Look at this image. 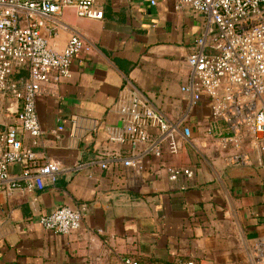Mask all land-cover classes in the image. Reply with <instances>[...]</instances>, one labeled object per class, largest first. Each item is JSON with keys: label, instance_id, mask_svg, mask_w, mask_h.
<instances>
[{"label": "crops", "instance_id": "crops-1", "mask_svg": "<svg viewBox=\"0 0 264 264\" xmlns=\"http://www.w3.org/2000/svg\"><path fill=\"white\" fill-rule=\"evenodd\" d=\"M95 5L101 19L66 7L42 29L54 52L72 33L91 48L72 60L69 77L43 85L36 101L40 137L34 143L22 132L23 147L40 162L56 161L60 170L41 190L1 185L0 264H122L123 257L149 264H259L251 246L263 233L264 159L252 147L249 163L230 162L233 150L206 136L207 100L192 104L181 90L187 57L206 31L205 16L175 9L174 0ZM129 82L170 121L180 122L176 154L163 143L159 157L140 155L145 146L133 149L112 138L124 123L115 103ZM13 106L4 99L9 110L0 112L2 123L17 124ZM183 126L189 138L181 134ZM134 154L137 167L124 166ZM168 166L189 167L193 176L171 180ZM21 171L19 163L7 167L11 178ZM82 203L89 208L78 229L57 234L39 223L40 215Z\"/></svg>", "mask_w": 264, "mask_h": 264}, {"label": "built area", "instance_id": "built-area-1", "mask_svg": "<svg viewBox=\"0 0 264 264\" xmlns=\"http://www.w3.org/2000/svg\"><path fill=\"white\" fill-rule=\"evenodd\" d=\"M66 7H73L84 18L101 19L103 15L95 0H0V112L5 109L4 99L11 98L17 119V124L0 120V189L8 182L11 189L41 190L45 179L53 183L60 170L56 161L40 162L32 150L24 148L22 132L34 143L40 137L36 101L43 85L69 77L72 60L91 48L77 33L68 37L61 52L49 48L42 29L48 18ZM174 7L191 8L207 21L204 36L196 41L198 49L187 57L188 79L181 87L192 104L207 100L206 136L223 149L233 150L228 156L232 163H249L252 147L264 159V0H174ZM15 73L23 76L14 77ZM114 110L124 123L113 139L126 141L133 149L145 146L140 155L159 157L163 143L169 153L179 151L175 133L180 131V122L170 121L132 83L124 85ZM148 128L157 129V134L151 136ZM181 134L189 138V127H181ZM137 156L124 158L123 165L137 167ZM11 163L22 166L16 179L7 172ZM167 171L171 180L181 174L193 176L189 167L168 166ZM88 208L86 203L60 206L38 220L44 229L67 234L80 227ZM251 252L257 263L264 264V221L263 233L254 239ZM121 262L149 264L131 257ZM173 264L196 263L179 260Z\"/></svg>", "mask_w": 264, "mask_h": 264}, {"label": "trees", "instance_id": "trees-1", "mask_svg": "<svg viewBox=\"0 0 264 264\" xmlns=\"http://www.w3.org/2000/svg\"><path fill=\"white\" fill-rule=\"evenodd\" d=\"M20 74H23V73H15V74H14V77H17V76L19 77Z\"/></svg>", "mask_w": 264, "mask_h": 264}]
</instances>
